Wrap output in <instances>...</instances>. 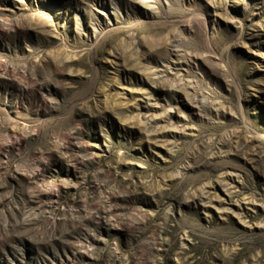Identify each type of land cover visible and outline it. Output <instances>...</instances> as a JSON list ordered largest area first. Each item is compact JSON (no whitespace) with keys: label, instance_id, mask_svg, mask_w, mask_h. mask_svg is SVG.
I'll use <instances>...</instances> for the list:
<instances>
[{"label":"rangeland","instance_id":"rangeland-1","mask_svg":"<svg viewBox=\"0 0 264 264\" xmlns=\"http://www.w3.org/2000/svg\"><path fill=\"white\" fill-rule=\"evenodd\" d=\"M0 264H264V0H0Z\"/></svg>","mask_w":264,"mask_h":264},{"label":"bare ground","instance_id":"bare-ground-1","mask_svg":"<svg viewBox=\"0 0 264 264\" xmlns=\"http://www.w3.org/2000/svg\"><path fill=\"white\" fill-rule=\"evenodd\" d=\"M108 20H110V19H108Z\"/></svg>","mask_w":264,"mask_h":264}]
</instances>
